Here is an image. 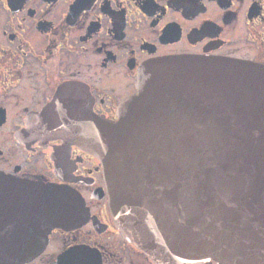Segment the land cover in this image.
I'll list each match as a JSON object with an SVG mask.
<instances>
[{
	"label": "water",
	"instance_id": "water-1",
	"mask_svg": "<svg viewBox=\"0 0 264 264\" xmlns=\"http://www.w3.org/2000/svg\"><path fill=\"white\" fill-rule=\"evenodd\" d=\"M136 88L117 121L90 109L57 126L40 114L41 137L99 158L113 221L157 264H264V65L162 56L140 67ZM0 212L25 229L0 241V264L32 260L53 228L89 216L70 186L1 173Z\"/></svg>",
	"mask_w": 264,
	"mask_h": 264
},
{
	"label": "flooded vegetation",
	"instance_id": "flooded-vegetation-1",
	"mask_svg": "<svg viewBox=\"0 0 264 264\" xmlns=\"http://www.w3.org/2000/svg\"><path fill=\"white\" fill-rule=\"evenodd\" d=\"M162 56L264 65V0H0V173L70 186L89 212L80 226L53 228L45 249L21 264L63 254L60 264H157L113 221L99 158L41 137L50 122L39 115L61 126L91 109L117 121L140 67ZM19 231L0 212V241Z\"/></svg>",
	"mask_w": 264,
	"mask_h": 264
}]
</instances>
